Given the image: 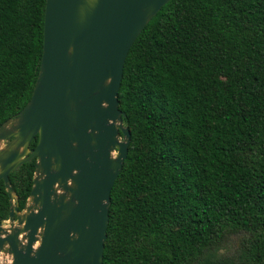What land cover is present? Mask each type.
<instances>
[{
    "label": "trees",
    "instance_id": "16d2710c",
    "mask_svg": "<svg viewBox=\"0 0 264 264\" xmlns=\"http://www.w3.org/2000/svg\"><path fill=\"white\" fill-rule=\"evenodd\" d=\"M43 10L0 0V124L29 99ZM117 108L102 264H264V0H169L126 54ZM33 166L8 174L18 211Z\"/></svg>",
    "mask_w": 264,
    "mask_h": 264
},
{
    "label": "water",
    "instance_id": "95a60500",
    "mask_svg": "<svg viewBox=\"0 0 264 264\" xmlns=\"http://www.w3.org/2000/svg\"><path fill=\"white\" fill-rule=\"evenodd\" d=\"M169 0H44L28 101L0 124V264H102L109 192L129 133L117 108L126 54ZM36 143L29 149V143ZM34 160L20 211L8 174Z\"/></svg>",
    "mask_w": 264,
    "mask_h": 264
},
{
    "label": "rangeland",
    "instance_id": "374dc122",
    "mask_svg": "<svg viewBox=\"0 0 264 264\" xmlns=\"http://www.w3.org/2000/svg\"><path fill=\"white\" fill-rule=\"evenodd\" d=\"M7 259L8 258L5 255L0 254V262H6Z\"/></svg>",
    "mask_w": 264,
    "mask_h": 264
},
{
    "label": "flooded vegetation",
    "instance_id": "af4514ba",
    "mask_svg": "<svg viewBox=\"0 0 264 264\" xmlns=\"http://www.w3.org/2000/svg\"><path fill=\"white\" fill-rule=\"evenodd\" d=\"M29 147V146H28ZM29 149H32V148H29ZM32 179V178H31Z\"/></svg>",
    "mask_w": 264,
    "mask_h": 264
}]
</instances>
